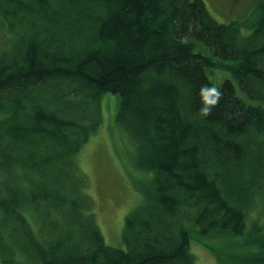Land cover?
<instances>
[{"label": "trees", "instance_id": "trees-1", "mask_svg": "<svg viewBox=\"0 0 264 264\" xmlns=\"http://www.w3.org/2000/svg\"><path fill=\"white\" fill-rule=\"evenodd\" d=\"M254 8L224 23L203 0H0L3 264H194L191 231L199 245L242 233L264 201V0ZM205 83L224 95L202 118ZM106 92L131 161L151 172L126 250L105 243L77 162ZM253 242L222 254L264 264Z\"/></svg>", "mask_w": 264, "mask_h": 264}, {"label": "rangeland", "instance_id": "rangeland-1", "mask_svg": "<svg viewBox=\"0 0 264 264\" xmlns=\"http://www.w3.org/2000/svg\"><path fill=\"white\" fill-rule=\"evenodd\" d=\"M203 1L218 22L226 23L253 19L258 14L254 8L255 3L260 0ZM209 76L214 82L211 74ZM118 102L115 93L106 92L98 97L101 123L81 147L77 162L87 177V189L105 243L126 250L122 237L125 219L143 199V190L148 185L145 184V178L151 172L137 168L130 159L133 143L121 136L114 122ZM4 116L0 111V120ZM190 237L189 249L194 264H213V261L215 264H231L222 251L233 254L260 249L259 243H254L253 239H264V201L260 197L255 198L246 213L245 226L240 234H218L207 238V243L200 245L194 243L198 240L193 231ZM0 264H3L1 259Z\"/></svg>", "mask_w": 264, "mask_h": 264}, {"label": "clouds", "instance_id": "clouds-1", "mask_svg": "<svg viewBox=\"0 0 264 264\" xmlns=\"http://www.w3.org/2000/svg\"><path fill=\"white\" fill-rule=\"evenodd\" d=\"M197 95L200 104L198 114L202 118H207L212 115L213 110L220 104L224 93L217 84L205 83L199 87ZM213 264H215L214 261Z\"/></svg>", "mask_w": 264, "mask_h": 264}]
</instances>
